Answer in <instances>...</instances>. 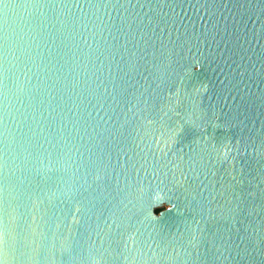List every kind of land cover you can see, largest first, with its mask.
Masks as SVG:
<instances>
[{
    "label": "water",
    "instance_id": "1",
    "mask_svg": "<svg viewBox=\"0 0 264 264\" xmlns=\"http://www.w3.org/2000/svg\"><path fill=\"white\" fill-rule=\"evenodd\" d=\"M93 257L264 264V0H0V264Z\"/></svg>",
    "mask_w": 264,
    "mask_h": 264
},
{
    "label": "clouds",
    "instance_id": "2",
    "mask_svg": "<svg viewBox=\"0 0 264 264\" xmlns=\"http://www.w3.org/2000/svg\"><path fill=\"white\" fill-rule=\"evenodd\" d=\"M196 91L199 94L203 95L207 91V86L205 85L203 87H198ZM173 95L176 97V100L172 105L167 106L168 112L174 111V108L179 103V96H180L179 89ZM165 115H167V112L165 113ZM143 123L145 127L144 135L147 136V146L149 148L154 147L152 142H153V134H155V140H156L155 146H158L160 153H164L166 155L167 154L166 149H170L175 144L176 136L179 134V131H170L167 129L157 130V128L153 127L154 121L152 120H146ZM233 152L234 149L231 147V143H225L224 146L219 150V158L222 161H228L230 163L231 161L229 160V157L233 154ZM162 199H163V194L159 190H156L154 192V195L152 196L153 204H156ZM91 264H100V261L95 257H93Z\"/></svg>",
    "mask_w": 264,
    "mask_h": 264
},
{
    "label": "trees",
    "instance_id": "3",
    "mask_svg": "<svg viewBox=\"0 0 264 264\" xmlns=\"http://www.w3.org/2000/svg\"><path fill=\"white\" fill-rule=\"evenodd\" d=\"M160 209H156V212H158Z\"/></svg>",
    "mask_w": 264,
    "mask_h": 264
}]
</instances>
